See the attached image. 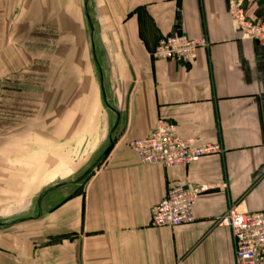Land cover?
<instances>
[{"label": "crops", "instance_id": "0c3cea01", "mask_svg": "<svg viewBox=\"0 0 264 264\" xmlns=\"http://www.w3.org/2000/svg\"><path fill=\"white\" fill-rule=\"evenodd\" d=\"M231 4L60 0L65 37L75 32L88 45L90 79L109 120L98 149L109 152L85 182L56 185L27 213L17 206L16 218L0 222V264H236L231 230L217 221L232 206L264 211V45L242 36ZM56 5L49 0V21L62 23ZM245 7L264 20V0ZM176 34L206 37L208 47L191 64L154 59L160 38ZM159 120L223 152L188 166L143 165L129 142ZM178 184L210 187L195 203V221L153 227L154 207Z\"/></svg>", "mask_w": 264, "mask_h": 264}, {"label": "rangeland", "instance_id": "374dc122", "mask_svg": "<svg viewBox=\"0 0 264 264\" xmlns=\"http://www.w3.org/2000/svg\"><path fill=\"white\" fill-rule=\"evenodd\" d=\"M49 10V0H0V222L17 206L27 213L39 193L85 182L102 160L91 170L109 120L88 45L65 37L60 0L52 14L62 23Z\"/></svg>", "mask_w": 264, "mask_h": 264}, {"label": "built area", "instance_id": "2783aa9c", "mask_svg": "<svg viewBox=\"0 0 264 264\" xmlns=\"http://www.w3.org/2000/svg\"><path fill=\"white\" fill-rule=\"evenodd\" d=\"M231 16L244 38L264 45V20L259 21L248 15L245 0H232ZM208 44L206 37L192 39L183 34L167 35L160 38L152 57L191 64L197 59V51L207 48ZM129 147L141 164L167 168L188 166L205 156L223 152L221 144H198L182 138L177 124L167 120H159L152 134L129 142ZM209 190L210 187L203 184L170 187L164 199L153 209L152 226L172 227L193 223L195 203ZM217 224L231 230L236 264H264V211L243 213L232 206L218 219Z\"/></svg>", "mask_w": 264, "mask_h": 264}, {"label": "water", "instance_id": "95a60500", "mask_svg": "<svg viewBox=\"0 0 264 264\" xmlns=\"http://www.w3.org/2000/svg\"><path fill=\"white\" fill-rule=\"evenodd\" d=\"M108 152H109V150H106V151L104 152L103 156H102L99 160H97V162L94 164V166H92L91 170L94 169V167L100 162V160H101L104 156L107 155Z\"/></svg>", "mask_w": 264, "mask_h": 264}]
</instances>
